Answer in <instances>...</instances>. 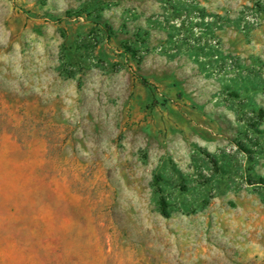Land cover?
I'll list each match as a JSON object with an SVG mask.
<instances>
[{
    "label": "rangeland",
    "instance_id": "1",
    "mask_svg": "<svg viewBox=\"0 0 264 264\" xmlns=\"http://www.w3.org/2000/svg\"><path fill=\"white\" fill-rule=\"evenodd\" d=\"M0 264H264V0H0Z\"/></svg>",
    "mask_w": 264,
    "mask_h": 264
},
{
    "label": "trees",
    "instance_id": "2",
    "mask_svg": "<svg viewBox=\"0 0 264 264\" xmlns=\"http://www.w3.org/2000/svg\"><path fill=\"white\" fill-rule=\"evenodd\" d=\"M164 201V200H163Z\"/></svg>",
    "mask_w": 264,
    "mask_h": 264
}]
</instances>
